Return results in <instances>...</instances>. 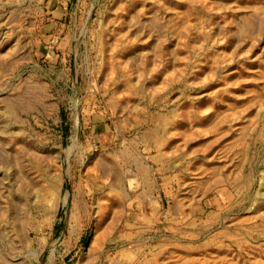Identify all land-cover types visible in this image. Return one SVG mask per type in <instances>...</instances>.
I'll return each mask as SVG.
<instances>
[{"label":"rangeland","instance_id":"1","mask_svg":"<svg viewBox=\"0 0 264 264\" xmlns=\"http://www.w3.org/2000/svg\"><path fill=\"white\" fill-rule=\"evenodd\" d=\"M0 264H264V0H0Z\"/></svg>","mask_w":264,"mask_h":264}]
</instances>
